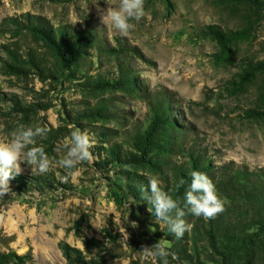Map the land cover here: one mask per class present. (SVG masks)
<instances>
[{
    "label": "rangeland",
    "instance_id": "374dc122",
    "mask_svg": "<svg viewBox=\"0 0 264 264\" xmlns=\"http://www.w3.org/2000/svg\"><path fill=\"white\" fill-rule=\"evenodd\" d=\"M119 4L0 0V141L46 125L36 146L53 162L44 174L22 163L0 198V264H153L142 245L160 239L179 256L170 264H264V208L243 184L229 195L216 184L233 164L264 192V0H145L127 37L98 11ZM33 24L62 40L58 52ZM158 100L165 121L153 126ZM75 128L92 136L94 161L65 181L56 162ZM196 161L225 210L188 213L177 239L140 188L155 176L183 207L174 181Z\"/></svg>",
    "mask_w": 264,
    "mask_h": 264
},
{
    "label": "clouds",
    "instance_id": "9594fccd",
    "mask_svg": "<svg viewBox=\"0 0 264 264\" xmlns=\"http://www.w3.org/2000/svg\"><path fill=\"white\" fill-rule=\"evenodd\" d=\"M145 0H120L118 8L108 7L100 11L102 20L110 21L112 26L123 36H129L134 24L131 21H139L145 15ZM51 131L49 127L35 126L25 127L19 125L9 134V139L0 141V198L13 193L10 181L23 172L21 164L30 166L32 173L41 174L52 170V160L49 158L43 146H36V138H46ZM94 140L89 132L75 128L71 131L70 140H66L63 149L66 154L56 164L66 171L65 181L75 175L78 165L85 162L92 163L94 156L90 149ZM191 182L184 192L183 207L181 202L174 199L160 186V181L151 176L146 187L141 186V199L147 202L148 211L154 212L156 221L163 222L168 230L177 239L190 231L192 225L185 220L188 213L205 220L214 219L222 213L224 203L217 194L216 187L208 175L200 171L190 173ZM185 181L181 179L178 187H183ZM149 205L151 207H149ZM155 232V229H151ZM169 242L160 239L151 247L142 245V254L145 258H151L153 264H170L169 257L173 261H179L178 254L169 251Z\"/></svg>",
    "mask_w": 264,
    "mask_h": 264
},
{
    "label": "trees",
    "instance_id": "16d2710c",
    "mask_svg": "<svg viewBox=\"0 0 264 264\" xmlns=\"http://www.w3.org/2000/svg\"><path fill=\"white\" fill-rule=\"evenodd\" d=\"M30 29L33 30L34 32L39 33V35H41V37L44 40H46L49 44H53L57 52L59 51V47H58L59 45L57 44L58 43L63 44L62 40H59L58 43L56 44L55 40L53 39L54 36L51 33L52 31L50 33H46L44 32L42 28L35 26L34 24L30 25ZM60 37H61V34H60ZM86 38L87 36L78 37V40L76 42V48H75L76 53L79 52L78 49H80L81 46H83L84 44L87 45L89 43V42H86V43L82 42ZM165 109H166L165 103L163 100H158L153 104V106L151 107V112H152L151 120H152L153 126L155 125V123H160L162 121H165V118H164L165 113H166ZM199 165L200 163L196 161L191 166V170L197 171L198 167H200ZM190 173H186V174L180 173L176 177V180L174 181L175 185H174L173 195H175L176 197H181L184 195L186 188L189 187L190 182H191ZM218 174L221 175V177L216 179V184H218L220 191H224L228 194L227 191H229V189H235L236 184H240V185L243 184L244 188L237 189L241 193L242 197L245 200H249L250 202L257 203L261 206V208H264V192H262V188L260 186L261 180L257 178L252 171L247 172L244 170H239L235 168L234 165L232 164L230 166L229 165L222 166ZM181 179L185 181V184L183 187H178V183ZM257 190H260V191L258 192ZM260 206H259V209H260ZM261 217H264V216H261Z\"/></svg>",
    "mask_w": 264,
    "mask_h": 264
}]
</instances>
